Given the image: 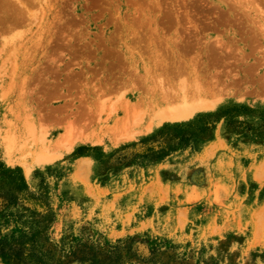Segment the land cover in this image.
<instances>
[{"label":"rangeland","instance_id":"374dc122","mask_svg":"<svg viewBox=\"0 0 264 264\" xmlns=\"http://www.w3.org/2000/svg\"><path fill=\"white\" fill-rule=\"evenodd\" d=\"M0 212L52 264H264V0H0Z\"/></svg>","mask_w":264,"mask_h":264},{"label":"trees","instance_id":"16d2710c","mask_svg":"<svg viewBox=\"0 0 264 264\" xmlns=\"http://www.w3.org/2000/svg\"><path fill=\"white\" fill-rule=\"evenodd\" d=\"M18 187L19 190L27 188L24 184ZM30 196H33L36 200L41 199V196L37 197L34 194ZM48 215L46 218L49 217ZM43 222L44 220H31L28 229L20 231L18 235L11 233L9 236L0 237V253L13 255L27 264H52L54 258L51 251L40 248L41 232L42 229L47 227ZM32 225H42V229L34 228ZM9 239L14 240V244L11 245ZM109 248L105 253H101L95 245L78 242L75 247L70 249L68 254L71 257H76L80 264H119L121 259L119 246L113 245ZM100 254H102V257H100Z\"/></svg>","mask_w":264,"mask_h":264},{"label":"bare ground","instance_id":"6f19581e","mask_svg":"<svg viewBox=\"0 0 264 264\" xmlns=\"http://www.w3.org/2000/svg\"><path fill=\"white\" fill-rule=\"evenodd\" d=\"M202 89L196 88V90L191 91V93L187 92V90L184 89L183 87L177 89L176 91L173 90L171 92L167 91L166 88L162 90L157 89L158 91L154 93L155 98L153 99L155 100L154 103L157 105V110H158V112L156 111L158 114L157 116L166 120H179L185 118L190 111H197L205 108L207 105L203 101L195 102L196 97L197 98L203 97L205 90ZM31 155L33 156L34 154ZM37 155L38 158L42 156V154L40 156L39 154Z\"/></svg>","mask_w":264,"mask_h":264}]
</instances>
